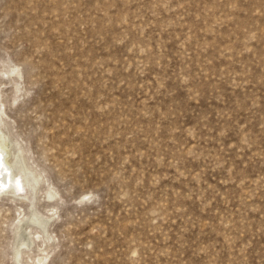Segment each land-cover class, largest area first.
Returning a JSON list of instances; mask_svg holds the SVG:
<instances>
[{"label":"rangeland","instance_id":"rangeland-1","mask_svg":"<svg viewBox=\"0 0 264 264\" xmlns=\"http://www.w3.org/2000/svg\"><path fill=\"white\" fill-rule=\"evenodd\" d=\"M0 151V264H264V0H0Z\"/></svg>","mask_w":264,"mask_h":264},{"label":"bare ground","instance_id":"bare-ground-1","mask_svg":"<svg viewBox=\"0 0 264 264\" xmlns=\"http://www.w3.org/2000/svg\"><path fill=\"white\" fill-rule=\"evenodd\" d=\"M5 152V151H4ZM3 155V151H0V187L3 188H12V187H15V184H14V179L9 177L11 175V172H10V169L11 167H8L6 166L5 164L6 163H3V158L1 157H4L2 156ZM5 158V157H4ZM7 161V160H6ZM8 162V161H7ZM10 164V163H9ZM5 165V166H4ZM6 170L8 172H6ZM12 171V170H11ZM8 174V175H7ZM4 188V189H5ZM13 189V188H12ZM18 189V188H17Z\"/></svg>","mask_w":264,"mask_h":264}]
</instances>
